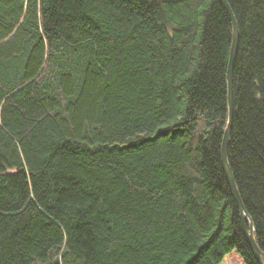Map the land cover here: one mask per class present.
Segmentation results:
<instances>
[{
  "label": "trees",
  "instance_id": "1",
  "mask_svg": "<svg viewBox=\"0 0 264 264\" xmlns=\"http://www.w3.org/2000/svg\"><path fill=\"white\" fill-rule=\"evenodd\" d=\"M227 1L264 252V0ZM232 30L220 0H0V264H258Z\"/></svg>",
  "mask_w": 264,
  "mask_h": 264
},
{
  "label": "water",
  "instance_id": "2",
  "mask_svg": "<svg viewBox=\"0 0 264 264\" xmlns=\"http://www.w3.org/2000/svg\"><path fill=\"white\" fill-rule=\"evenodd\" d=\"M221 4L227 11L232 22V45L230 49V56L227 69V82H228V121L224 131V137L221 148V159L224 173L226 175L228 185L231 193L236 200L238 209L240 211L241 227L242 231L247 239L249 247L256 258L258 264H264V252L257 244L255 237V225L244 205L240 192L238 190L235 177L233 175L230 161H229V142L232 136V128L235 114L234 103V67L238 57V51L240 46V31L239 26L234 16L233 10L227 0H220Z\"/></svg>",
  "mask_w": 264,
  "mask_h": 264
},
{
  "label": "rangeland",
  "instance_id": "3",
  "mask_svg": "<svg viewBox=\"0 0 264 264\" xmlns=\"http://www.w3.org/2000/svg\"><path fill=\"white\" fill-rule=\"evenodd\" d=\"M222 264H245L241 255L236 251H232L223 261Z\"/></svg>",
  "mask_w": 264,
  "mask_h": 264
}]
</instances>
